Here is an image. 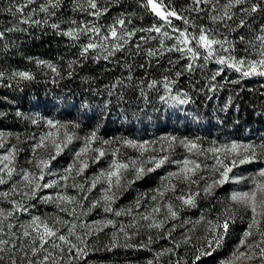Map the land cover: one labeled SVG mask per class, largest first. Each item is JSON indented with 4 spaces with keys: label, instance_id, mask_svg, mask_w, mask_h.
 <instances>
[{
    "label": "trees",
    "instance_id": "16d2710c",
    "mask_svg": "<svg viewBox=\"0 0 264 264\" xmlns=\"http://www.w3.org/2000/svg\"><path fill=\"white\" fill-rule=\"evenodd\" d=\"M164 2L169 4V0ZM24 3H27V0H0V32L4 33L3 38H0V72L4 73L3 78H0V132L13 134L12 144L18 149L23 150L34 127L29 126L17 115V104L25 106L29 98L44 92L53 94L58 100L66 96L75 101H85L90 109L97 105L103 106L106 113L102 123L90 124V129L96 130L97 134L103 137H108L110 123L122 118L127 123V130L130 129L131 117L141 107L155 105L166 82L184 92L200 109L211 129L210 132L201 131L202 139H210L223 129L249 128L264 122V76L242 77L240 73L227 67H223V71L215 75L222 67H218L213 60L200 59L201 65H196L190 54L173 48L175 36L178 35V32L173 31V27L180 30L187 28L189 33L197 36L203 27L209 30L211 37L220 40L226 37L235 46L234 55L244 56L247 41L264 25V0H248V3L236 6L232 9L235 13L233 19L222 22H213L210 19L213 15L212 5L215 4L219 9L226 0H219L218 4L216 0H209L208 3L200 5H194L192 0H170V7L189 21L185 24L182 20L172 18L171 26L156 23L152 13L143 7L145 0H97L98 7L102 10L99 16L90 14L93 10L88 7L87 0H52V4H56L55 7L49 4V0H32L23 13L16 12L15 6ZM252 3L258 4L256 12L246 14L240 11L242 7L250 8ZM42 4H48L47 12L40 11ZM121 18L125 20L123 28L116 24ZM25 19L29 22H22ZM241 19L245 21V26L237 27ZM53 24L59 25V29H54ZM113 25L118 34L127 30L135 31V35L126 37L127 44L123 40H116L109 33V28ZM160 25H163L160 33L140 31ZM93 26L99 29V33L81 32L78 39L60 34L69 28ZM165 31L171 38L163 36ZM105 36H108V40H104ZM240 37L245 40L241 41ZM89 42L101 47L90 49L82 56V47ZM117 43L121 45L120 49L108 55V52L113 51L112 45ZM225 47L229 45L225 44ZM149 51L154 55L150 56ZM105 55H108V59L103 58ZM38 60L56 65L60 75H55L44 66H38ZM69 62H74L71 69L68 67ZM15 71H28L33 78L11 79V74ZM153 81L156 83L150 87ZM208 85H213L221 94L220 101L209 99L208 92L203 89ZM17 135L19 140L16 139ZM115 138L113 137V140ZM202 142L205 144L207 141ZM115 145L120 149L126 148L121 146L119 140H116ZM164 147L167 149V144ZM177 148L178 146L163 153L169 155L170 159L172 152ZM216 209L217 204L214 203L213 211ZM234 213L235 220L229 224L231 232L247 227L251 216L250 211L237 206ZM144 222L140 221L136 225H143ZM119 224H116L118 227L107 226L102 231H93L91 235H85L87 231L75 229V234L69 236V239L73 243H79L76 236L83 237L88 247V255L74 264L119 262L124 258H153L156 264H176L178 260L180 264H206L213 263L215 256L228 254L223 251L216 255H205L204 248H210L202 243L199 237L194 236L176 252L165 253L157 260V253L149 252V248L155 246L154 242L166 239H159L154 230L145 227H129L131 223L123 225L127 232L125 237ZM64 233L68 235L66 231ZM113 233L117 236L115 246ZM14 234L11 236L0 231V240L9 241L7 245L0 246L6 249L0 251V264H10L11 260H15L16 264H28L29 260L38 262L49 253L60 264H67L68 246L59 244L64 249L61 252L60 248L53 247V242L58 243L50 239L44 249L33 254L31 248L39 247V241L33 245L31 237H24L18 232ZM149 236L152 237L153 245L145 243ZM161 246L162 244L157 247ZM74 252L75 250L73 254ZM198 255L200 259L196 260ZM47 264H52V261L49 260Z\"/></svg>",
    "mask_w": 264,
    "mask_h": 264
},
{
    "label": "snow or ice",
    "instance_id": "6c2138e0",
    "mask_svg": "<svg viewBox=\"0 0 264 264\" xmlns=\"http://www.w3.org/2000/svg\"><path fill=\"white\" fill-rule=\"evenodd\" d=\"M32 0H27V3L15 6V11L23 13L25 7L28 3H31ZM194 5H200L202 3H208L209 0H192ZM88 7L93 11L90 13L94 16H99L102 10L98 7L97 0H87ZM216 3H219V0H216ZM248 3V0H226V3L221 5L219 9L216 8V5H213V11H216L217 15H212L210 19L213 22L232 20L235 13L232 12V9L239 5H244ZM49 4H52V0H49ZM53 7L56 4H52ZM143 7L151 11L159 20L163 21L164 24L171 26L172 18L176 20H182L185 24H188L189 21L180 15L175 9L170 7L169 4H165L164 0H145ZM258 9V4L252 3L250 8H240V11L246 14L254 13ZM107 9H103L106 11ZM202 11L203 9H196ZM11 11V8H9ZM40 11L47 12L48 4H42L40 6ZM28 23V19L22 21ZM39 23V21H36ZM75 24V21L72 22ZM116 24L120 25L123 28L125 20L123 18L118 19ZM226 27H231L225 25ZM245 26V21L241 19L237 27ZM54 29H59V25L53 24ZM160 26H153L151 29H140V31H155L157 33L161 32ZM11 31V29H9ZM174 32H178V35L175 37V44L173 48L176 51L191 53L193 58L198 55V49L203 48L205 50V60L214 58L215 62L221 66L227 67L234 70L237 73H240L242 77H249L253 75L264 76V25H262L252 39L247 41V47L244 49L245 55L237 57L234 55L235 46L230 43L225 37L223 40L216 39L211 37L208 32L209 30L201 27L199 35L189 33L187 28L180 30L173 27ZM93 32L99 33V29L96 27H82V28H69L67 31L60 32L61 35L71 37L73 39H78L79 34ZM110 36L116 40H123L125 44L128 43V39L135 35V31L124 30L122 34H118L117 28L115 25L110 26L109 28ZM4 33L0 32V38H3ZM163 36L169 37L167 31L163 32ZM171 38V37H169ZM104 40H108V36L104 37ZM241 41H244V37H240ZM193 41H195V47H189ZM225 44H228L229 47H225ZM217 46H219L217 48ZM101 47L96 43L89 42L87 45L82 47L81 55H85L90 49H96ZM121 45L119 43L112 45L113 51L108 52V55L114 54L115 50H119ZM139 47V46H138ZM172 50V49H169ZM224 53H229V55H224ZM150 56L154 55L153 52L149 51ZM108 55H105L103 58L108 59ZM99 58V57H97ZM38 66H44L51 70L55 75H60L59 69L56 65L38 60L36 61ZM74 62H69V69H71ZM191 69V64L188 65ZM223 71V67L219 69L215 75H219ZM71 73L69 72V75ZM179 75V73H177ZM215 75L213 79H215ZM4 73L0 72V78H3ZM11 79L19 78L22 80L32 79V74L28 71H15L11 74ZM234 83L236 81H233ZM155 81L150 87L155 85ZM170 82H166L164 87L165 91L168 94L167 96H161V101H167L169 98L173 101H176L179 104H184L187 101L185 99H179L178 97L171 96V89L169 86ZM18 116L22 115L17 113ZM29 118V117H25ZM31 122L37 126L43 122L48 131L41 133L38 137L33 135L31 139L34 141L31 145L32 158L27 161L35 171L29 168H22L17 172L16 168V157L19 151L16 145H7L6 136H11V133L0 132V149H4V153L0 155V185L8 183V181L13 179V175H19L21 177L20 181H14L9 189V191L0 192V198L7 199L10 194H15L17 192V185L22 183L28 191L21 193L23 197L28 199H33L36 196V193L43 189L49 188H62L63 192H57L54 195H49L41 198L43 203H54L57 208L62 212H68L70 215L75 214V206L80 205L79 201L75 196L67 195L66 190L68 187H75L84 191V185L75 183L76 177L81 176L84 171L89 167V162L97 163L101 158L106 155H111V160L108 163L106 169H102L98 175L92 178L91 183L87 191H90L92 188H95L97 183L105 184L106 187L102 189V195L99 200L91 202L88 212H91L97 207H101L105 213H113L115 216H120L122 214H129L130 209L127 210H114L112 204L115 199L118 197L120 190L124 187V181L127 180V174L131 170L135 178H140L146 172H153L158 168L163 167L166 163H172L176 165V171L167 172L166 176L161 179V187L154 190L156 193L151 197L152 201H157L158 197L163 198L165 193L169 190L175 192L176 184L173 183V180L178 182H186L189 185V188L192 184H198L199 180L204 181L203 188L191 192L187 195L176 196L175 198L181 202L182 205L188 207L196 206V198L201 194H204L205 197L211 196L214 194L216 188L223 186L226 183H243L245 180L250 182V187L248 190H234L228 196L229 207L226 209V215L223 221H220L217 218L216 222L207 220L205 216H201L196 221H184V224H192L193 228L189 231H194L195 227L201 223L207 224V232L211 234L209 239L207 236L204 239L207 241L208 248L219 247L228 232L230 222H234L235 213L232 210V205L237 206L238 208H243L246 211H250L251 216L247 229L243 232L242 237L239 241V244L236 246V249L233 251L231 257L223 261V264H237L238 261H252L259 258V264H264V168L259 169L255 174L244 177V176H230L229 174L233 172V169L243 165L256 161L259 157H264V142L256 144L253 142H242L237 140L216 142L212 141L210 145L205 148L200 142V138H178L176 136H162L159 138L161 142L160 151L165 152L173 150L176 146L182 147L185 150L186 155L183 159L180 160H170L169 155H163L157 157L155 155L149 156L147 160L143 159L144 154L149 151H156L153 147L157 142L156 141H143L139 142L131 139H122L121 146L126 148H132L139 152V157L136 159H121L120 148H112L109 153L108 149L104 146H111L116 140L120 138H115L114 140H104L97 135L96 130H92L85 136L81 137L76 133H70L68 131V125L62 124L60 121L53 119H45L44 117L36 116L31 117ZM73 127H79L78 125H73ZM63 130V131H62ZM16 139L19 140V136H16ZM74 141H79L80 145L78 148L71 149L72 151V162L63 169L62 172L53 173L46 169H49V165L56 156L60 155L69 145L73 144ZM99 144L98 147L93 145ZM164 143L167 144V149L164 147ZM43 149L47 153V158L40 157L38 150ZM259 154V156H258ZM210 158L213 160L211 165L203 163L199 157H205V159ZM151 164V167H146V165ZM205 169L209 172L208 176L199 175L201 169ZM56 176V179H52L46 183H43L45 175ZM199 176V180L193 179V177ZM72 180L73 183L69 185L68 181ZM63 182V183H62ZM87 183V181H85ZM86 198V197H85ZM10 203L13 207L9 209L0 208V224L5 220L9 219L14 215L18 210L27 211V208L20 201L12 200ZM68 204L74 205L71 209L67 207ZM136 206H140V200L136 201ZM163 207L166 209L164 214V219L157 221L154 217L161 213V206L156 204L151 208V212L145 213L141 216L142 220L149 221L147 224L148 228L161 229L164 226V223L168 219H176L178 216V211L172 203L164 204ZM86 214V213H85ZM57 223H60V219L57 218ZM63 223H68L63 221ZM109 225L115 226L114 221L111 219H103L95 221L93 225H81L82 228H87L85 235H91L93 231H102L104 227ZM8 227L11 228L12 225L8 224ZM21 227L24 229V237H32L33 245L39 241V247L33 246L31 251L33 254L38 253L40 250L44 249V245L49 242V238L56 237L63 244L67 245V252L69 259L67 264H74L75 261L83 259L88 255V247L81 236H76V240L79 243H73L69 236L75 234L76 225L72 224L71 228L68 230V235L60 234L57 236L58 229L54 226H50L47 219L42 218L38 215L31 216L30 220L26 224H22ZM131 227V225H129ZM175 226H173L174 230ZM120 231L124 232L125 237H127V232L123 225L120 226ZM35 233V235H33ZM171 236V230L166 234ZM258 236L259 239L252 240L250 238ZM191 237L186 233L184 239L180 242L175 243V247L179 248L181 244H187L190 242ZM117 236L113 233V246ZM149 243L152 242V237L149 236ZM9 241L0 240V246L7 245ZM54 248H60L61 252L64 251L61 245L55 244L53 242ZM147 247V245H144ZM246 249V251H241V249ZM254 249H258L257 252ZM6 249L0 247V251H5ZM73 250H75L73 254ZM173 252L172 248L164 249L163 252L157 253V260L159 256L164 255L165 253ZM204 254H211L210 252ZM63 259V257H61ZM200 256L196 257V260H199ZM51 260L52 264H60L55 258L52 257V254L49 253L45 255L42 260L36 262L29 260L28 264H47ZM10 264H16L15 260H11ZM148 264H153V261H149ZM176 264H180V261H176Z\"/></svg>",
    "mask_w": 264,
    "mask_h": 264
},
{
    "label": "rangeland",
    "instance_id": "374dc122",
    "mask_svg": "<svg viewBox=\"0 0 264 264\" xmlns=\"http://www.w3.org/2000/svg\"><path fill=\"white\" fill-rule=\"evenodd\" d=\"M218 9V7L216 6ZM151 12V11H150ZM152 13V12H151ZM213 15H217L216 11H212ZM152 15L156 19V23H164L159 20L153 13ZM149 23V22H144ZM173 23V19H172ZM176 37V36H175ZM189 47H195V41H193ZM219 46H217L218 48ZM198 55L193 58L191 53H188L192 56V60L196 65H201L200 59L205 60V50L199 48ZM224 55H229V53H224ZM216 63V62H215ZM218 67H224L216 63ZM170 86V85H169ZM171 96L178 97L179 99H185L187 102L184 104H179L176 101L171 100L170 98L167 101H161V96H167L168 94L164 90L160 93L157 98V103L153 106H143L141 107L132 117H131V128L127 130V123L124 118L118 121H112L110 123V129L108 131V137L99 136L98 137L104 140H113V137L120 138L119 142L121 143L122 139H131L139 142L143 141H156L157 143L153 145L156 151H149L144 154L143 159L147 160L149 156L155 155L157 157L163 156L164 153L160 151L161 142L159 140L162 136H176L178 138H200V142L205 148H207L212 141L224 142L237 140L242 142H253L260 144L264 142V122L261 125H253L249 128H233L231 130L223 129L217 132V135L210 139H202L201 131L207 130L211 131L210 126L203 118V115L200 109L196 106L193 100L187 96L184 92L179 91L173 86H170ZM209 94V99L212 101H220L222 99L221 94L213 85H208L203 88ZM29 102L23 106L22 104H17V113L20 115L29 126H33L31 130V135L28 140L25 142L24 148L22 151H19L20 154L16 157V168L19 172L22 168H29L35 171L31 165L27 163L29 159L32 158L31 145L33 140L31 137L36 135L37 137L48 131L47 126L41 122L39 126L31 122V117H44L45 119H53L60 121L62 124L68 125V131L70 133H76L77 135L83 137L92 130L90 129V124L95 123L100 125L102 119L105 116V109L101 105H97L94 109H90L85 101H75L71 97L64 96L61 100H58L54 97L53 94L49 92H44L38 96H32L29 98ZM29 117V118H25ZM73 125H78L79 127H73ZM63 131V130H62ZM7 134V133H6ZM12 135L6 136L7 145L11 146L12 144ZM202 141H207L205 144ZM116 143V142H115ZM113 143L111 146H104L108 149L109 153L112 148H118V146ZM166 143H164L165 145ZM80 145L79 141H74L73 144L69 145L60 155L56 156L54 160L51 161L49 169H46V173L51 171L53 173L62 172L71 162H72V151L71 149L78 148ZM119 145V144H117ZM98 147L99 144L93 145ZM4 153V149H0V155ZM121 159H136L139 157V152L132 148L120 149ZM40 157L47 158V153L40 149L38 150ZM186 155L185 150L182 147H179L172 152L170 160H180L183 159ZM259 156V154H258ZM111 155H106L101 158L97 163L89 162V167L84 171L81 176H77L75 183L83 184L84 191H81L75 187H68L66 190L67 195L75 196L82 206H75V214L70 215L68 212H62L59 208L56 207L54 203H43L41 201L42 197L54 195L57 192H63L62 188H49L43 189L36 193L35 198L28 199L23 197L21 193L28 191L22 183L17 185V192L15 194H10L7 199L0 198V208L11 209L13 205L10 203L12 200L20 201L24 207L27 208V211L18 210L14 213L12 217L5 220L0 224V231L2 233H9L11 236H14V232L22 233L24 229L21 227L22 224H26L31 216L38 215L42 218L47 219L50 226H54L58 229L57 236L60 234L66 235L64 231L68 233L69 228L72 224L76 225L81 231H87V228H82L81 225H93L95 221L103 219H111L114 221L116 227L120 225H127L126 223H131V226L134 227H145L149 230H154L158 234L159 239H166L165 241L158 240L149 248L151 253H160L164 249L172 248L173 252H176L179 248L175 247L176 242H180L184 239L185 234L187 233L191 238L194 236L199 237L202 243L207 245V241L204 237L211 238V234L207 232V224L201 223L197 225L194 231H189L193 228L192 224H184V221H196L202 215L206 217L207 220L213 222L217 221V218L220 221H223L226 215V209L229 207L228 196L234 190H248L250 187V182L245 180L243 183H234L229 182L224 184L221 187L215 189L214 194L208 197H205L204 194H201L196 198V206L188 207L181 204L179 200L175 197L180 195H187L189 191L195 192L204 186V181L199 180V176L193 177V179L199 180L198 184H192L189 188V185L186 182H178L173 180V183L176 184L175 192L169 190L165 193V196L161 199L158 197L157 201H152L151 197L155 195V189L161 187V179L166 176L169 171H176V165L172 163H166L163 167L156 169L153 172H146L140 178H135L131 170L127 174V180L124 181V187L120 190L118 197L115 199L112 204L114 210H127L130 209L129 214H122L120 216H115L113 213H105L101 207L93 209L91 212H88V208L91 205V202L99 200L102 195V189L106 187L105 184L97 183L95 188H92L90 191H87L91 180L93 177L99 174L102 169L108 167V163L111 160ZM199 159L208 165L213 163V160L210 158L205 159V157H199ZM151 164L146 165V167H151ZM264 168V157H259L256 161L248 164L240 165L233 169V172L230 173V176H244L249 177L255 174L259 169ZM199 175L208 176L209 172L205 169H201ZM56 176L45 175L43 183H46L52 179H56ZM21 177L14 174L13 179L8 181V183L0 185V192L9 191L12 183L14 181H20ZM87 181V183H85ZM63 183V182H62ZM69 185L73 183L72 180L68 181ZM86 197V198H85ZM140 200V206H136V201ZM172 203L177 211L178 216L176 219H168L163 228H148L147 224L149 221L141 219V216L145 213L151 212V208L156 204L161 206V213L156 215L154 219L157 221L164 219V214L166 209L163 207L164 204ZM217 204V209L213 211V204ZM67 207L71 209L74 207L72 204H68ZM232 210L235 212V205H232ZM86 213V214H85ZM57 218L60 219V223H57ZM67 221L68 223H63ZM140 221H145L143 225H136ZM8 224H11L12 227L9 228ZM112 226V225H109ZM173 226H175L173 230ZM247 227L239 229L237 232L230 231V225L227 234L225 235L221 245L219 247H213L210 249L204 248V253L210 252V255H216L223 251H227V255H218L215 256L213 263L206 264H223V261L227 260L232 256L233 251L236 249V246L239 244V241L242 237L243 232ZM171 230V236L166 234ZM84 232H81V234ZM35 235V233H33ZM31 237V236H30ZM231 237L232 239H228ZM32 238V237H31ZM52 239L58 244H63L56 237L49 238ZM259 239L258 236L250 238V243L252 240ZM147 245H153L152 242H145ZM162 244L161 247H157ZM65 245V244H63ZM67 246V245H65ZM208 247V245H207ZM241 251H246V249H241ZM258 254V249H254ZM210 256L209 254H205ZM149 261H153V264H156L153 258L143 259V260H132L124 258L121 261H102L98 264H148ZM237 264H259V258L252 261H238Z\"/></svg>",
    "mask_w": 264,
    "mask_h": 264
}]
</instances>
